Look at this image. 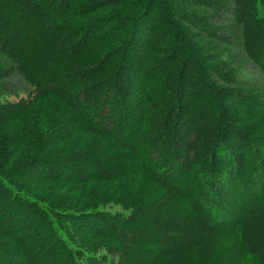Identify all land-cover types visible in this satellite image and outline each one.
Returning a JSON list of instances; mask_svg holds the SVG:
<instances>
[{"label": "trees", "instance_id": "obj_1", "mask_svg": "<svg viewBox=\"0 0 264 264\" xmlns=\"http://www.w3.org/2000/svg\"><path fill=\"white\" fill-rule=\"evenodd\" d=\"M237 61L264 0H0V264H264Z\"/></svg>", "mask_w": 264, "mask_h": 264}, {"label": "rangeland", "instance_id": "obj_2", "mask_svg": "<svg viewBox=\"0 0 264 264\" xmlns=\"http://www.w3.org/2000/svg\"><path fill=\"white\" fill-rule=\"evenodd\" d=\"M234 67L240 68V72L238 73L239 79L248 87H263L264 86V79L261 73L253 66L246 62H239L237 61L234 64ZM11 84L15 85V89H23L25 85L17 78L13 77L11 80ZM17 89V90H18ZM246 264H259L254 261H246Z\"/></svg>", "mask_w": 264, "mask_h": 264}]
</instances>
